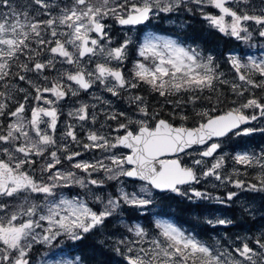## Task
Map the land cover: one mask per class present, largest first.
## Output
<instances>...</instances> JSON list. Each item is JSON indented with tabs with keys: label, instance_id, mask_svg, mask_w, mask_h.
<instances>
[{
	"label": "snow or ice",
	"instance_id": "1",
	"mask_svg": "<svg viewBox=\"0 0 264 264\" xmlns=\"http://www.w3.org/2000/svg\"><path fill=\"white\" fill-rule=\"evenodd\" d=\"M190 5L224 36L247 43L254 28L264 38V6L249 10L250 0H0V8L7 9L0 11V264H33L36 245L51 248L63 238L79 247L89 235L104 237L93 250L101 256L105 249L114 252L121 258L116 264H264V230L237 236L224 246L216 237L202 239L195 228L188 231L159 218L166 215L160 202L180 197L200 211L204 231H227L234 219L222 208L239 204L254 218L252 204L241 197L264 196V148L231 157L236 165L259 169L245 180L238 178V169L224 172L227 154H218L222 144L211 142L230 134L264 133V128L250 126L264 118V97L245 96L251 89L264 92V57L221 54L233 73L228 80L217 56L198 46L155 33L138 42L125 33L115 42L111 34L108 21L131 31L168 14L192 13ZM206 6L218 14L205 12ZM180 27L186 24L182 21ZM130 47L140 59L126 75ZM20 82L29 88L19 87ZM96 86L117 98L125 93L132 115L106 112L105 120L117 124L104 132L103 123L94 128L97 105L74 101L67 116L81 130L87 127L86 136L80 139L77 124L66 122L58 138L60 102ZM144 86L163 98L160 110L136 91ZM218 86H228L243 99H233V107L217 114L225 102ZM18 93H24L20 100ZM204 103L210 107H201ZM165 105L170 106L166 113ZM190 119L194 126H186ZM96 150L107 155L83 158ZM101 172L103 178L94 176ZM110 181L115 183L106 191ZM202 182L228 190L213 195L194 187ZM73 187L82 193L58 191ZM125 213H152L157 231L150 235L143 224L125 219ZM110 226L117 231H109ZM47 264L89 261L82 255Z\"/></svg>",
	"mask_w": 264,
	"mask_h": 264
},
{
	"label": "rangeland",
	"instance_id": "2",
	"mask_svg": "<svg viewBox=\"0 0 264 264\" xmlns=\"http://www.w3.org/2000/svg\"><path fill=\"white\" fill-rule=\"evenodd\" d=\"M13 3L18 2V0H12ZM58 2V0H57ZM264 5H262L261 0H250V8H256L257 10L262 7ZM190 7L193 8V12L192 13H187V12H181L180 14H168V16L163 17V23L165 25H168V28L170 29H174V32H179L181 34H183L182 32L188 28V26L190 28H192V30L190 31L191 34H197L199 36L198 39H196V43L198 45V47L200 49L203 50V52L205 54L207 53H212L214 55L220 56L223 53L222 47H219V45L221 44H225V41H227V45H225L226 47H231L232 46V50H226L225 48V54L231 52L233 54H236L238 56H243L244 58H246L247 56H254L256 58H261L264 57V38H261L258 36L257 34V30H255L253 28V36L252 39L245 43V42H241V41H237L234 38L228 37V36H224L223 34L218 33L215 29H212L208 22L206 20L203 19L202 15L200 14L199 11L196 10V6L195 5H190ZM237 7V5H236ZM7 9L5 8H0V11H6ZM204 11L205 12H210L212 14H218L217 10L211 8V7H204ZM258 14V12H257ZM163 15V14H162ZM43 18V17H41ZM184 22L186 24V27H180L181 22ZM190 21V22H189ZM197 22H206L204 24H199L197 26H195V24ZM108 23L112 24V29H111V34L113 35V39L115 42H119L120 40H122L123 38H121L118 34V31H122L121 26L116 25L113 21H108ZM193 26V27H192ZM148 33H154V32H149V31H142L141 35H139L138 37L131 35L133 37L134 40H136L137 42L139 40H142L143 37L148 34ZM157 35H162L165 36L163 34L160 33H155ZM169 37V36H166ZM172 38V37H171ZM191 40V39H190ZM201 40L205 43L201 45ZM218 46V47H217ZM224 46V45H223ZM140 59L137 55H135V49L133 47H130L129 49V58L127 61H125L124 65H123V69L125 71L126 75H129L131 73L132 67H133V63L137 60ZM221 67H220V71L225 73V78L228 80H232L233 79V73L232 70L230 69V66L226 63H224V58L223 59H218ZM55 74V72H54ZM228 87V86H227ZM144 91L146 92L145 86L143 87ZM252 91L250 93L246 92L245 96H249L250 94L254 93L257 97H264V92H262L260 89H251ZM138 92H140V89L136 90ZM147 95L143 94L147 101L149 102V104L151 106L152 103L155 105V107H157V110H160L158 107L157 102L159 101L160 97H158L156 94H151L148 92H146ZM108 94L105 91H103V89L99 86H96L92 89V91H90L89 96H82L80 95L79 97H75V98H71L69 101V103H71V106H74V101H80L83 103H88V104H98L99 102L96 100H93V95L95 96H100L103 100H108ZM140 94V93H139ZM111 95V94H110ZM80 97H85V98H80ZM88 98V99H87ZM117 98V97H116ZM232 99V98H231ZM230 99V100H231ZM235 99H243V98H237L235 97ZM117 101L120 103L121 106H125L123 105L121 102L123 103H127V99H126V94L122 93L120 98H117ZM152 101V103L150 102ZM111 104H115V100H110ZM78 106V104L76 105ZM129 108V105L127 103L126 105ZM233 107V106H232ZM91 111V110H90ZM97 111H99L98 107H97ZM128 111L130 115H132L131 109L130 110H125ZM248 112H251L252 110H247ZM110 112H117V110L115 109V107H113L112 109H110ZM98 121L102 123L101 118L98 116ZM112 121H106L104 119L103 124L109 123ZM117 122V121H116ZM251 127L254 128H264V118L262 119H258L257 121H253L252 124L250 125ZM64 127L58 125V129H63ZM102 131H104V129H102ZM62 132H57V137H59L61 135ZM83 132H77V135L80 139H84L86 136L82 135ZM222 148L219 150L218 154H227L228 159L225 160V168H224V172L226 173H232L234 169H238L239 172L241 173V175L238 178L241 179H245V180H252L253 177L257 174V172L259 171L258 168H245L242 165H236L233 160L231 159L232 156H234L236 153L238 152H244V151H255L257 153H259L261 148H264V133H261L259 131L253 133L250 136H241V137H237V136H231L227 139H225L224 141H222ZM120 151L122 152H127L124 149H120ZM87 154V157L84 159L87 160H91L93 157L96 158H103L104 155H107L106 153H102L99 152L98 150L91 152V153H85ZM198 158V157H197ZM182 159L188 163L191 162V157L182 156ZM247 173V175H243V173ZM38 173V172H37ZM97 178H103V173H99ZM123 179V178H122ZM211 182H215V181H211ZM255 182V181H253ZM115 182H106L107 186L109 185V191L112 190V185ZM203 185L208 186L210 185V182H202ZM218 183V182H216ZM137 185H139V183H136ZM106 190V189H105ZM224 190V189H223ZM58 191H63V190H58ZM107 191V190H106ZM64 192V191H63ZM222 193H219L217 189H215V192L213 195H221ZM69 196V195H68ZM263 197L261 194H252V193H245L242 195L241 199L246 200L247 202L251 203L253 208L255 210L258 209V204L263 200ZM169 201V200H168ZM167 202V201H166ZM187 203V202H186ZM239 205V204H238ZM261 208H264V206H262ZM230 208H222L223 213L229 215L230 213ZM155 212H157V210L155 209ZM258 214L261 212V209L257 210ZM151 215H153L152 213H150ZM126 217V216H125ZM184 217V216H183ZM156 217H153V220H155ZM159 218L161 219H168L171 221V217L169 218H165L164 216H160ZM188 220H192V218H195V216L190 212V215L188 217H185ZM126 219V218H125ZM134 222V221H133ZM135 222H138V220H136ZM131 223V222H130ZM154 224V223H153ZM155 228V227H154ZM260 230H264V226L260 227ZM123 231V229L121 230ZM225 232V230L223 228L218 229L217 234L214 235L216 238L218 239H222L226 234L223 233ZM153 234V233H151ZM150 234V235H151ZM259 235V233H258ZM238 235L237 233H233L232 236H230V239H225L226 242H223L222 245L224 246H228L232 244V241L236 239ZM242 237V236H240ZM63 242H65V240L63 238H60L59 242H54L53 244V248L55 249H50L48 250L49 247H46V250L42 255H40L33 264H45L47 261H49V257L47 256V253H50L52 255L53 252L57 253V257H54L53 259L55 260H62V261H69L70 259L68 257H66L65 253H60L59 252V247ZM64 257V259H60Z\"/></svg>",
	"mask_w": 264,
	"mask_h": 264
},
{
	"label": "trees",
	"instance_id": "3",
	"mask_svg": "<svg viewBox=\"0 0 264 264\" xmlns=\"http://www.w3.org/2000/svg\"><path fill=\"white\" fill-rule=\"evenodd\" d=\"M199 24H203V23L202 22H197L195 24V26H197ZM191 30H192V28H190L188 26V28H186L182 32L183 34H181L180 36H177V37L184 38V40H190L191 39V42L196 43L195 41H196V39L199 38V36L197 34H191L190 33ZM227 43L228 42L225 41V44L219 45V47H222V50H223L222 54H225V51H224L225 49L224 48H225V45H227ZM202 44H205V43L201 40V45ZM223 58H224V56H222V55H221V57L218 56V59H223ZM218 87L220 88L221 92H223V94H224L223 98H224L225 102L223 104L217 106V108H218V113L217 114L229 110V108H231L233 106L231 101L233 99H235V96H233V94L230 92V90H229V88L227 86H218ZM162 100H163V98H162ZM158 106H159V109H160V105H158ZM169 107L170 106L165 105V108H164V112L165 113L168 111ZM201 107L208 108V107H210V105H208L207 103H204V104L201 105ZM175 123L178 124L180 122L176 121ZM194 124H195V121L190 119L187 122L186 126L191 127V126H194ZM198 189L203 190L202 187H199ZM226 190H228V189L225 188L222 192L224 193ZM166 205H168L169 208H171L172 217L179 218V219H181V221H184V218L188 217L190 215V212L197 219L198 218L202 219V214L200 213V211L199 210H195L194 211V205L190 204L189 201H187V200H183V202H181V198L180 197H173L172 199H170L169 201L166 202ZM232 218L234 219V226L235 227H243V226L249 224V220L246 217L245 212H242V210L236 212L232 216ZM114 229H115L114 227L110 226L109 231H112ZM103 238H104L103 236H99V235H95V236L89 235L88 239H86L83 242V244H80L79 247L76 246L77 251L80 252L81 256L82 255L86 256L88 258V261H89L90 264H97V262H99V261H105L107 263H111V262H113V258H112V255L108 251L104 250L106 255L101 256L99 254L98 250L97 251L93 250L94 247H96L98 249V245L96 243L97 240H100V239H103ZM78 244H79V242H78Z\"/></svg>",
	"mask_w": 264,
	"mask_h": 264
},
{
	"label": "flooded vegetation",
	"instance_id": "4",
	"mask_svg": "<svg viewBox=\"0 0 264 264\" xmlns=\"http://www.w3.org/2000/svg\"><path fill=\"white\" fill-rule=\"evenodd\" d=\"M159 20H160V19H159ZM157 21H158V20H153V21H152L150 24H148L147 26L141 25V26H138L136 29H133V30H131V31H129L128 28H122V31H118V34H119V36H120L121 38H124L125 33H127V35H129V36L134 35V36H136V37H138L139 35H141V32H142V31H149V32L158 33V32H155V31H157V29H158V22H157ZM52 75H55L54 72L52 73ZM50 78H51V77H50ZM18 86H19V87H24L25 89H28V88H29V86H28L27 84H25L24 82H20ZM145 89H146V92H148L146 86H145ZM90 91H92V90H90ZM146 92H145L144 89L142 88V89H140V92H139V93H140L141 95H143V94L147 95ZM89 94H90V93H84V92H81L80 95H82V96H89ZM23 95H24V93H18V94L16 95V99H17V100H20L21 97H23ZM80 98H85V97H80ZM87 99H88V98H87ZM108 100H109V101H110V100H115V104H111V103H110V104H103V103H100V102H99V103L97 104V107H98V109H99L100 112L97 111V107H96V109H94V111H96V113L98 114V116L101 118L102 123H103V121H104V119H105V113H106V112H110V109H112L113 107H115V109L117 110V112H119V111H125V110H130V108H128V107L126 106V105H127L126 102H125V103L121 102L123 105H125V106H121L120 103L117 101V98L111 96L110 94H108ZM61 102L68 103V102H71V101L67 100V101H61ZM61 102H60V103H61ZM150 102L152 103V101H150ZM152 105H153V103H152ZM102 109H103L104 111H101ZM90 110L92 111V109H90ZM66 122H67V123H74V124H77V132H83L82 135H85V133L87 132V127H86L85 129L81 130L80 127H79V125H78V123H77L76 121H73L71 118H69V117H67V116L64 117V118H61V117H60V124H59L60 126H62V127L65 128V123H66ZM100 124H101V122L98 121V123L94 126V128H95V129H99V128H100ZM109 124H110L113 128H115L117 122H116V121H112V122L106 123V124H105L106 127L104 128V132L109 131V129L107 128V125H109ZM88 127H92V126L89 125ZM64 128H63V129H58L57 132H63ZM78 150H81V151H82V149H78Z\"/></svg>",
	"mask_w": 264,
	"mask_h": 264
},
{
	"label": "water",
	"instance_id": "5",
	"mask_svg": "<svg viewBox=\"0 0 264 264\" xmlns=\"http://www.w3.org/2000/svg\"><path fill=\"white\" fill-rule=\"evenodd\" d=\"M215 139V138H214Z\"/></svg>",
	"mask_w": 264,
	"mask_h": 264
}]
</instances>
